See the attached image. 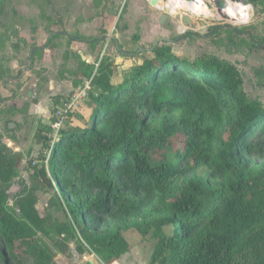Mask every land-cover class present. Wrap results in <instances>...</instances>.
Here are the masks:
<instances>
[{
    "label": "trees",
    "instance_id": "1",
    "mask_svg": "<svg viewBox=\"0 0 264 264\" xmlns=\"http://www.w3.org/2000/svg\"><path fill=\"white\" fill-rule=\"evenodd\" d=\"M106 38L69 35L92 45ZM248 41L264 49V36ZM151 52L116 84L109 56L79 55L83 76L93 77L89 123L70 113L50 156L29 163L33 186L23 180L13 194L23 154L0 133V264H53L41 237L64 254L75 241L80 254L114 264L132 249L124 234L132 228L157 239L148 264H264V151L254 139L264 133V105L229 60H190L165 42ZM51 132L44 125L35 134L47 149ZM156 149L174 158L152 161ZM38 190L54 192L66 220L40 214Z\"/></svg>",
    "mask_w": 264,
    "mask_h": 264
},
{
    "label": "rangeland",
    "instance_id": "2",
    "mask_svg": "<svg viewBox=\"0 0 264 264\" xmlns=\"http://www.w3.org/2000/svg\"><path fill=\"white\" fill-rule=\"evenodd\" d=\"M198 5L202 6L199 11L177 8L168 14L153 11L145 0H0V133L3 142L23 154L15 185L25 180L29 187L33 186L29 163L35 160L40 164V159L49 152L35 137L37 130L50 125L62 101L69 100L84 85L79 55L90 62L109 56L115 62L112 81L121 82L135 65L153 56L151 48L163 36L169 38L164 42L175 52L190 60L216 55L234 63L242 73L248 97L264 105V49L248 41L250 33L264 36V4L201 0ZM163 14L167 17L162 20ZM185 14L193 24L181 23ZM228 24L240 28L241 33H233ZM216 25L222 27L208 35ZM188 31L195 34L181 39ZM52 32L62 34L53 38L51 48L33 53V46L44 45ZM77 34L107 38L95 45L69 40V35ZM91 102V95L79 101L72 118L89 123ZM69 115L65 127L71 122ZM254 139L264 151V133ZM149 154L152 161L159 162L173 159L175 153L156 149ZM37 193V208L42 216L66 220V212L54 192ZM165 230L170 233L171 227ZM124 234L132 249L114 264H148L157 239L135 228ZM41 241L52 251L53 264H103L94 254H80L75 241H71L70 252L66 254L47 238L41 237ZM28 264H32L31 259Z\"/></svg>",
    "mask_w": 264,
    "mask_h": 264
},
{
    "label": "built area",
    "instance_id": "3",
    "mask_svg": "<svg viewBox=\"0 0 264 264\" xmlns=\"http://www.w3.org/2000/svg\"><path fill=\"white\" fill-rule=\"evenodd\" d=\"M146 1L151 6L156 7L159 11L161 10L168 14H173L172 7H176L178 8L177 10H180V11H188V12L197 11V10H191L188 8L184 9L185 3L183 1L194 3L195 0H157V3L154 5L151 4L152 0H146ZM179 2L181 3V5H179ZM98 64L99 62L96 63L97 66ZM92 78L93 77L85 78L83 87L80 90L76 91L69 100L62 101V103L56 109L54 113V120L50 124L52 127V132H51L52 140H51V148L49 149L48 156H50L52 147L58 139L59 132L64 126L67 115L70 113H73L76 110L79 101L83 100L89 95V91L91 89Z\"/></svg>",
    "mask_w": 264,
    "mask_h": 264
},
{
    "label": "water",
    "instance_id": "4",
    "mask_svg": "<svg viewBox=\"0 0 264 264\" xmlns=\"http://www.w3.org/2000/svg\"><path fill=\"white\" fill-rule=\"evenodd\" d=\"M157 3V0H152L151 1V4H156ZM167 17V14H163V16H162V20L163 19H165ZM183 20H184V22L185 23H187V24H193V20L191 19V17L189 16V15H183ZM57 32H53V33H51L50 34V36H49V38H51L53 35H55ZM164 41H169V38H166V37H163V36H160L157 40H156V42L153 44V46H152V48H151V50H153L155 47H156V45H158L160 42H164ZM89 62H90V60H88ZM22 189V186L21 185H18V186H16V185H14V186H12L9 190H8V193H16V192H18V191H20ZM91 263H93V261H91Z\"/></svg>",
    "mask_w": 264,
    "mask_h": 264
},
{
    "label": "crops",
    "instance_id": "5",
    "mask_svg": "<svg viewBox=\"0 0 264 264\" xmlns=\"http://www.w3.org/2000/svg\"><path fill=\"white\" fill-rule=\"evenodd\" d=\"M145 1H146V0H145ZM186 2H187V1H186ZM146 3L149 4L147 1H146ZM188 4H189V3H188ZM196 4H197V3H195L194 5H191V4H189V5H190L192 8H194V7H197ZM149 5H150V4H149ZM150 7H151V9H152L153 11H156V12L159 11V10H158L156 7H154V6H151V5H150ZM187 8H188V7H187ZM200 8H201V7H200ZM200 8H199V10H200ZM189 9H190V8H189ZM191 10H192V9H191ZM199 10H198V11H199ZM162 16H163V15H162ZM178 18H179V17H178ZM173 19H177V18L173 17ZM182 19H183V15H182ZM181 23H182V24H185L184 21H182ZM176 24H177L178 26L180 25V24L178 23V21L176 22ZM145 49H147V48H145ZM113 83L116 84V83H119V82H113Z\"/></svg>",
    "mask_w": 264,
    "mask_h": 264
},
{
    "label": "bare ground",
    "instance_id": "6",
    "mask_svg": "<svg viewBox=\"0 0 264 264\" xmlns=\"http://www.w3.org/2000/svg\"><path fill=\"white\" fill-rule=\"evenodd\" d=\"M184 3H185V7H184V9H186L187 7L188 8H190V6L188 5V3L186 2V1H183ZM199 3H197L196 5H197V7H194V8H190V9H192V10H199V8L200 7H202L201 5H198ZM179 5H181V3L179 2ZM174 9H177L176 7H172V12L174 11Z\"/></svg>",
    "mask_w": 264,
    "mask_h": 264
}]
</instances>
